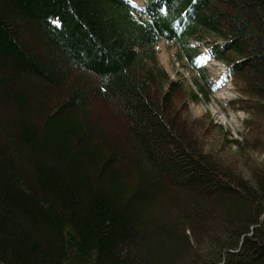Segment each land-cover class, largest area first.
I'll return each instance as SVG.
<instances>
[{
  "label": "trees",
  "instance_id": "1",
  "mask_svg": "<svg viewBox=\"0 0 264 264\" xmlns=\"http://www.w3.org/2000/svg\"><path fill=\"white\" fill-rule=\"evenodd\" d=\"M143 1L0 0V264H264V0ZM201 44L247 115L210 149Z\"/></svg>",
  "mask_w": 264,
  "mask_h": 264
},
{
  "label": "rangeland",
  "instance_id": "2",
  "mask_svg": "<svg viewBox=\"0 0 264 264\" xmlns=\"http://www.w3.org/2000/svg\"><path fill=\"white\" fill-rule=\"evenodd\" d=\"M139 11L143 5V0H129ZM201 51L204 59L200 60L199 66L206 69V79L209 84L208 98H202L197 103H190L187 108L193 119H197L201 135L206 140V149H210L212 143L218 146L224 143L226 138H241L245 132L244 121L247 118L245 112L240 109L242 103L237 102L242 98L235 84L234 73L230 65L218 61L211 56L209 47L201 44ZM157 55L162 65L167 69L173 80L182 79L186 84L193 86L194 79L198 74L191 69L185 61H179L176 57V48L170 47L165 41H161L157 47ZM210 87V88H209ZM235 104V109H234ZM213 121L214 124H211ZM222 127L215 128V125ZM234 150L233 148H228ZM226 153V152H225ZM230 155V154H229ZM232 158V157H230ZM248 164L254 166H264V155L262 152L248 154Z\"/></svg>",
  "mask_w": 264,
  "mask_h": 264
}]
</instances>
